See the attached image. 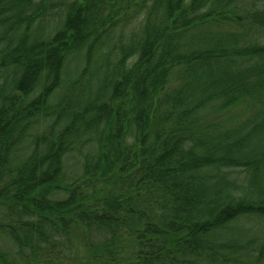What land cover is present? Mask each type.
I'll use <instances>...</instances> for the list:
<instances>
[{
	"label": "trees",
	"instance_id": "16d2710c",
	"mask_svg": "<svg viewBox=\"0 0 264 264\" xmlns=\"http://www.w3.org/2000/svg\"><path fill=\"white\" fill-rule=\"evenodd\" d=\"M0 264H264V0H0Z\"/></svg>",
	"mask_w": 264,
	"mask_h": 264
},
{
	"label": "rangeland",
	"instance_id": "374dc122",
	"mask_svg": "<svg viewBox=\"0 0 264 264\" xmlns=\"http://www.w3.org/2000/svg\"><path fill=\"white\" fill-rule=\"evenodd\" d=\"M74 163H75V161L73 160L72 162H70V160H68V162H67V171L69 170V168H71V166H72V170H73V167H74Z\"/></svg>",
	"mask_w": 264,
	"mask_h": 264
}]
</instances>
